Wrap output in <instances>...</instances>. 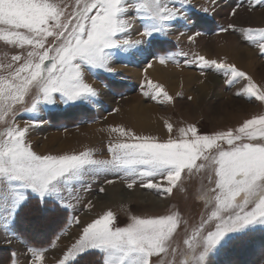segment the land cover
Here are the masks:
<instances>
[{
	"label": "snow or ice",
	"instance_id": "1",
	"mask_svg": "<svg viewBox=\"0 0 264 264\" xmlns=\"http://www.w3.org/2000/svg\"><path fill=\"white\" fill-rule=\"evenodd\" d=\"M209 3L214 8L217 0ZM262 4L264 0H254L253 6ZM190 5L191 0H75V10L65 17L64 7L56 0H0V40L14 47H32L19 67L12 70L9 63L5 67L10 71L0 76V121L7 125L0 132V220L8 230L4 243H11L8 237L15 238L17 216L31 194L45 206L55 204L59 215L61 206L52 198H59L69 182L100 169L112 173L125 170L134 177L128 188L139 180L142 187L171 193L183 170L206 167L203 162L196 163L201 158L211 160L214 165V175L208 177L209 184L213 185L210 191L215 194L214 202H208L211 210L190 232L185 230L183 264H216V257L222 252L242 242L254 229H264V116L249 119L235 130L217 131L212 135L199 134L192 126L181 128L179 138H169L166 142L133 137L136 142L110 146L113 155L110 160L93 159L88 152L61 156L37 154L26 142L28 129L9 123V118L12 124L17 118L14 105L26 103L25 96L32 87L38 91L25 111H36L40 103L89 102L90 98H98V89L86 81L85 74L89 70H103L115 76L111 63L117 51L147 53L162 64L166 59L173 60L178 53L157 54L151 46L154 41L162 42L159 37L166 39L176 25L187 29L202 20L201 17L196 21L191 19L186 12ZM238 7L239 4L232 9L233 15ZM211 10L201 9L205 15ZM137 20L144 21L139 33L142 39L131 40ZM194 35L200 33L197 31ZM194 35L188 39L193 40ZM257 35V47L264 54V28L248 30L249 39L254 40ZM48 37L54 39L49 42ZM182 55L187 57V53ZM11 59L21 61L22 57L13 55ZM187 62L198 63L201 69L215 66L218 71L224 70L230 77L226 80L229 85L237 79L246 80L244 92L264 101V89H258L235 65L210 61L204 56ZM148 86L151 98L161 96L160 86L151 81ZM163 95L172 99L166 92ZM167 127L171 132L172 125ZM112 131L129 135L124 128ZM156 178L165 179L168 186L154 183ZM114 220L113 213L108 211L82 226L79 238L58 264H74V252L83 254L91 250L103 254L102 264H159V259L153 257L169 251L173 233L179 226L172 215L132 217L126 226H118ZM47 250L27 246L28 264H44ZM17 255L15 251L11 253V264H17ZM261 256L264 257V251ZM260 264H264V259Z\"/></svg>",
	"mask_w": 264,
	"mask_h": 264
},
{
	"label": "rangeland",
	"instance_id": "2",
	"mask_svg": "<svg viewBox=\"0 0 264 264\" xmlns=\"http://www.w3.org/2000/svg\"><path fill=\"white\" fill-rule=\"evenodd\" d=\"M56 2L64 7L65 17L71 16L75 10V0ZM238 4L240 7L236 8V14L233 15L232 9ZM253 5L254 0H217L213 8L209 0H191V5L186 8L187 14L193 21L197 17L202 20L195 27L187 29L176 25L166 39L159 37L157 39L162 42L154 41L151 46L152 51L157 54L178 53L173 60L166 59L162 64L155 56L147 53L128 54L117 51L111 63L115 76L103 70H89L85 74L86 81L98 89V98H90L89 102L40 103L36 111H25L31 106L32 97L38 91L32 87L30 94L25 96L26 103L14 105L17 118L14 124L9 118V123L13 127L28 129L26 142L37 154L61 156L88 152L93 159L110 160L113 158L109 151L110 146L136 142L133 137L166 142L169 138H179L181 128L192 126L197 128L199 134L212 135L217 131L235 130L249 119L264 116V101L244 92L246 80L237 79L229 85L226 80L230 77L224 70L218 71L215 66L201 69L198 63L187 62L204 56L210 61L235 65L252 79L258 89H264V54L257 47L259 36H255L254 40L248 38L250 28H264V4ZM204 7L212 10L205 15L201 11ZM143 23V20H137L129 37L131 40L142 39L139 33ZM230 24L233 28H228ZM223 28L228 30L222 31ZM182 31L187 34L181 35ZM197 31L200 35H194ZM190 35H194L191 41L188 39ZM47 39L51 42L54 38ZM31 50L32 47L28 45L23 48L14 47L0 40V76L7 75L10 71L5 67L9 63L12 64V70L19 67L24 62L27 51ZM182 53H187V57ZM13 55H21V61H12ZM149 81L160 86L172 99L165 97L163 92L160 97L151 98ZM146 92L150 94L145 95ZM55 95L58 98V94ZM144 106H147L146 111L139 113L137 108H145ZM145 112H151V115L148 117ZM108 117L112 118L111 121ZM152 119L156 124L150 127L146 121ZM168 124L172 125L171 132ZM6 127L0 121V132L5 131ZM113 128H124L129 135L121 136L119 132H113ZM201 162L206 165L204 169L182 171L180 180L172 185L171 193L142 187L139 180L132 188H128L127 184L134 177L127 175L125 170L112 173L100 169L84 173L81 179L69 182L59 198H52L64 209L67 219L53 239L47 245L40 246L48 249L44 264H58V260L63 258L79 238L82 226L108 211L113 213L114 222L118 226H126L132 217H175L179 226L173 233L169 251L161 253L159 257L154 256L153 259H159V264H183L186 251V245L183 244L186 239L185 230L190 232L205 213L211 210L208 202H214L215 194L210 191L213 185L208 181L209 175H214V165L211 160L203 161L202 158L196 163ZM108 180L112 183L120 182L122 187L119 195L109 200L106 199V189L111 185ZM153 182L168 186L165 179L156 178ZM101 188L104 191H100ZM34 201L41 202L35 194H31L26 204H33ZM49 204L55 210V204ZM24 215L22 224L28 226L24 230L34 234L36 239L43 238L58 222L57 216L45 219L37 213L24 212ZM7 231L0 220V263L5 261L6 264H11V253L15 251L18 254L17 264H28L29 254L25 249L29 245L23 242L15 230V238L8 237L11 243H4ZM258 231L264 229L257 228L252 232ZM91 252L97 254L99 263L102 264L103 254L96 250L83 254L74 252V256L77 258ZM236 256L241 257L237 264H248L252 260L249 250ZM216 264H235V261L225 251L216 257Z\"/></svg>",
	"mask_w": 264,
	"mask_h": 264
},
{
	"label": "trees",
	"instance_id": "3",
	"mask_svg": "<svg viewBox=\"0 0 264 264\" xmlns=\"http://www.w3.org/2000/svg\"><path fill=\"white\" fill-rule=\"evenodd\" d=\"M32 203V202H31ZM28 203L25 204L23 207V210L19 212L16 223L14 225V230L27 242L29 245L34 246H44L47 245L54 237V234H56L65 224L66 219L64 216V209L61 208V213L58 215L56 210H52L50 204L47 206L44 205L43 202L34 201L33 204ZM24 212H27L29 214H39L42 218H48L52 216L58 217V222L55 224L49 232H46L47 234L41 238L36 239L34 237V234L27 233L24 229L26 227L28 228L27 224H22V221L25 217ZM52 219V218H51ZM24 227V228H23ZM252 233V234H251ZM248 236L244 238L242 242H239L237 244H233L226 252L231 256V260L235 261V264L239 263V258H237V254H240L245 251H250V256L252 260L248 264H259L261 259L263 258L261 256L262 251H264V231H258V232H251ZM233 252V253H231ZM3 253V252H2ZM6 260V259H5ZM0 264H6L5 261ZM74 264H100L99 259L97 257L96 253H86L84 255H81L77 257L74 261Z\"/></svg>",
	"mask_w": 264,
	"mask_h": 264
},
{
	"label": "bare ground",
	"instance_id": "4",
	"mask_svg": "<svg viewBox=\"0 0 264 264\" xmlns=\"http://www.w3.org/2000/svg\"><path fill=\"white\" fill-rule=\"evenodd\" d=\"M231 47H232V45H230ZM207 81V80H206ZM205 89V88H204ZM145 108H143V107H138L137 108V111H139V113H141V112H143L144 110L146 111V108H147V106H144ZM145 114H147L148 115V117H149V115H151V112H145ZM121 116V115H120ZM152 117V116H151ZM152 118H154V117H152ZM108 119H109V121H111V117H108ZM115 120V119H114ZM145 121V120H144ZM143 121V122H144ZM148 121H150V120H148ZM148 121H146L147 122V124H148V126L149 125H151L150 127H152V126H154L156 123H153L154 122V120L152 119L150 122H148ZM161 121V120H160ZM146 122H145V124H146ZM157 122V121H156ZM137 126V125H136ZM157 126V125H156ZM160 126H162L161 124H160ZM133 127V126H132ZM164 129V128H163ZM165 132V131H164ZM167 133V132H166ZM164 134V133H163ZM65 145V144H64ZM120 184V182H113V183H111V185L110 186H108V188L106 189V199H108L109 200V198H111V197H114V196H117V195H119V190L122 188L121 187V184ZM138 193V192H137ZM130 194H134V193H130ZM126 195V194H125ZM111 200V199H110ZM114 200V199H113ZM37 230V229H36ZM35 230V231H36ZM34 231V232H35Z\"/></svg>",
	"mask_w": 264,
	"mask_h": 264
},
{
	"label": "crops",
	"instance_id": "5",
	"mask_svg": "<svg viewBox=\"0 0 264 264\" xmlns=\"http://www.w3.org/2000/svg\"><path fill=\"white\" fill-rule=\"evenodd\" d=\"M23 240V239H22ZM23 242H25L24 240H23ZM25 244H27V243H25ZM29 246H31V245H29ZM5 247V246H4Z\"/></svg>",
	"mask_w": 264,
	"mask_h": 264
}]
</instances>
